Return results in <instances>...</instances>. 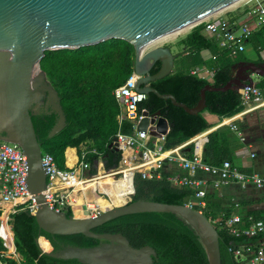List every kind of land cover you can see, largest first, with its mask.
Returning a JSON list of instances; mask_svg holds the SVG:
<instances>
[{"label":"trees","instance_id":"1","mask_svg":"<svg viewBox=\"0 0 264 264\" xmlns=\"http://www.w3.org/2000/svg\"><path fill=\"white\" fill-rule=\"evenodd\" d=\"M234 18L236 16L231 19ZM202 28V25H196L179 39L176 44L181 47L175 53L172 71L150 82V85L160 93H171L177 101L184 102L189 107L197 103L200 90L204 85H224L231 78L232 67L239 61L247 62L246 59L238 56L243 51L230 57L229 52L221 48L214 38L204 36ZM247 44L258 55L254 62L263 63L264 57H260L259 54L264 50V28L252 33ZM202 50H208L211 55H214L210 58L209 65L213 69L211 79L190 73L192 67L208 63L201 54ZM39 64L58 92L66 116V125L52 137H47V133L55 123L56 115L41 112L31 116L42 151L52 154L59 168H64V151L68 146L76 147L78 154L85 150V160L91 163L90 175L96 171L94 160L98 156L92 150L100 153L106 169L116 166L120 159V151L110 144L112 136L118 129L116 115L119 107L112 92L115 87L124 82L133 69V45L124 39L111 38L75 49H48L44 51ZM159 67L160 61H155L149 73H155ZM256 84L264 86V76H261ZM140 107H146L150 113L159 110L167 118L169 128L164 139L166 148L179 145L208 129L209 124L202 115L204 110L221 116H231L244 108L239 94L234 89L205 91L204 109L193 114L174 105L170 99L160 98L154 93H148L147 98L140 103ZM131 126L129 121H125L121 131L129 133ZM207 138L202 151V158L206 163L220 164L223 160L233 162L232 133L228 130H213L208 133ZM192 150L193 143H189L182 149L189 157L192 156ZM66 156V163L72 165L75 160L73 148L66 149ZM156 174L149 178H142L139 174H135L134 193L130 200L148 199L184 204L192 197V186L173 185L166 174L161 173L157 176ZM101 177L98 176L94 181L86 182L84 194L87 198L93 199L104 208L123 204L126 200L125 194L132 189L128 175L126 174L118 181H113L109 174L104 178ZM95 185H101L109 193L110 201L93 195L92 189ZM75 198L82 200L81 195H76ZM205 200L206 206L202 212L210 221L215 220L213 225L219 235L221 264H249L248 259L255 245L264 236L260 233L238 236L231 234L224 226L230 213L221 214L216 211L217 205H212L209 194H206ZM194 208L200 209L197 204ZM63 213L66 216H72L70 209H66ZM255 220L264 222V210L245 215L235 226L242 229ZM10 225L22 264H83L76 259L53 258L42 250L57 249L61 244L67 243L91 246L99 241L82 233L60 235L39 229L34 215L25 205L18 206L10 215ZM92 230L99 233L120 232L134 247L146 244L152 246L156 251L152 264H208L198 235L183 219L172 212H140L121 215L105 221ZM0 249H2L1 240ZM238 254L240 257H237ZM12 263L15 264L14 261Z\"/></svg>","mask_w":264,"mask_h":264},{"label":"water","instance_id":"2","mask_svg":"<svg viewBox=\"0 0 264 264\" xmlns=\"http://www.w3.org/2000/svg\"><path fill=\"white\" fill-rule=\"evenodd\" d=\"M235 1L0 0V140L16 142L26 156L27 187L35 200L32 214L39 229L60 235L82 233L99 239L91 246L67 243L57 249H43L42 252L57 259H76L83 264H152L156 257L152 246L134 247L120 232L99 233L92 229L121 215L172 212L198 235L208 264H221L219 235L215 226L202 211L186 204L136 199L94 215L84 210L82 216H66L50 208L43 194L46 185L43 151L31 116L41 112L56 115L47 137H52L66 125L58 92L40 68L45 50L75 49L111 38L124 39L133 45V67L141 74L137 82L138 90L168 98L190 114L204 109L205 91H237L244 85L253 84L252 75L264 76V62L239 61L232 67L231 78L224 85H204L197 103L191 107L177 101L171 93H160L150 85V82L172 71L176 54L166 45L143 52L149 44ZM155 61H160V67L150 74L149 69ZM39 105L44 109H37ZM148 126L150 134L160 137L168 131V120L157 110L143 117L137 129L146 130ZM0 264H3L1 260Z\"/></svg>","mask_w":264,"mask_h":264},{"label":"built area","instance_id":"3","mask_svg":"<svg viewBox=\"0 0 264 264\" xmlns=\"http://www.w3.org/2000/svg\"><path fill=\"white\" fill-rule=\"evenodd\" d=\"M219 12L196 22L187 30H191L196 25H202V33L214 38L221 48L229 52L230 57L244 51L252 33L264 28V6L246 9L234 19L228 16L226 18L223 13ZM168 40L170 39H163L152 44L157 43L156 45H158ZM210 72L208 67L200 65L194 66L190 70L191 74L201 78H207ZM140 77L141 74L133 67L124 82L115 87L112 92L119 107L116 115L118 129L112 136L110 144V146L120 151V159L116 166L106 169L100 153L92 150L98 156L94 160L96 171L90 175L91 163L85 160V150L78 154L75 147L74 162L72 165L65 163L64 168H59L52 154L42 152V164L46 174V185L43 194L45 202L50 208L59 212L70 209L72 215H74L75 197L81 195L80 208L82 214L84 210L90 215L104 210V207L99 203L87 198L83 186L86 182L98 176L105 177L107 174L111 175L114 181L122 179L126 174L128 175L132 186V190L125 194L126 199L128 198L125 202H128L134 193L133 180L135 174H139L142 178H149L156 173L157 176L158 169L164 163H175L183 170L181 175H174L169 179L173 185L192 186V197L184 204L193 208L197 204L200 207V209H197L199 211H202L206 206L205 196L209 187L219 188L230 182H236L241 187H264V172L243 171L229 160H223L220 164L206 163L202 158L203 143L207 141L204 133H199L174 147L166 148L164 146L166 134H162L160 137L153 136L150 134V124L146 130H138L137 124L139 121L143 117L151 115L146 107H140V103L147 98V93L137 88ZM236 92L239 94L242 105L249 102L259 103L264 95V86L253 83L238 88ZM239 114L234 115L232 118ZM232 118L226 121L229 122ZM125 121H129L132 125L129 133L121 131V126ZM230 127L237 132L240 139L244 140L241 130L235 123H231ZM189 143H193L191 157L182 151ZM92 193L110 201L109 193L101 185L92 189ZM20 205H25L31 212L35 209V200L27 187L26 156L16 142L3 141L0 144V240L2 243L0 260L3 264H13L12 261L15 264H22V258L14 244L13 231L10 225V215ZM211 222L213 223L215 220ZM240 222L241 217L235 214L225 220L224 226L235 236L257 233L264 236V222L262 220L251 221L247 227L238 229L235 225ZM248 263H264V238L255 245Z\"/></svg>","mask_w":264,"mask_h":264},{"label":"crops","instance_id":"4","mask_svg":"<svg viewBox=\"0 0 264 264\" xmlns=\"http://www.w3.org/2000/svg\"><path fill=\"white\" fill-rule=\"evenodd\" d=\"M234 16L239 15L228 14V17ZM204 36L212 38L208 35ZM262 53L264 54V51L260 52V57H264ZM201 54L208 63L200 66L208 67L211 72L207 79H211L213 69H211L209 65L211 64L210 58H213L214 55H211L208 50H202ZM256 59H247V62H254ZM260 77L261 76L252 75L255 84L260 80ZM243 106L244 108L236 113L240 114L234 118L232 117L236 114L221 116L204 110L202 115L208 122L209 128L201 133H204L207 137L208 133L213 130H228L233 134L234 138L233 141H231L233 163L243 171L261 173L264 172V95L261 102H249ZM230 118L232 119L227 122L226 120ZM231 123H235L238 126L244 136V140L240 139L237 132L231 129ZM67 148H73V150H75V147L68 146ZM66 149L64 151L65 155ZM66 162L67 159L65 160V163ZM159 170L160 172H158V175L164 173L168 178L183 173V170L175 163H164L158 171ZM207 194L211 196L212 205H217L216 211L221 214L230 213V216L237 214L242 218L251 212L264 210V187H241L236 182H230L219 188L209 187L207 189ZM77 201L82 202L81 199H77Z\"/></svg>","mask_w":264,"mask_h":264},{"label":"rangeland","instance_id":"5","mask_svg":"<svg viewBox=\"0 0 264 264\" xmlns=\"http://www.w3.org/2000/svg\"><path fill=\"white\" fill-rule=\"evenodd\" d=\"M255 6H264V0H240L232 6H229L225 9H222L219 13H223V16H225L227 18L228 14L239 15L240 13L243 12L244 9L253 8ZM189 31L190 30H187L186 32L184 31L181 34H179L176 38L174 37V38L168 40L167 42H161V44H158V45L151 44L145 50L151 49V48L159 46V45H166V46L170 47L171 52L174 54L177 51H179L180 47H181V46L180 47L177 46L176 43L179 41V39L183 38ZM145 50H144V52H145ZM238 56H240L246 60L257 58L256 52L251 48V46L249 44H247V46L245 47V50ZM262 56H264V54ZM254 78H256V77H254ZM2 143H3V141L0 140V144H2ZM64 159L65 160L67 159V156L65 155V153H64ZM126 200H128V198ZM80 203L81 202H78V204H80ZM82 215L83 214H81V216Z\"/></svg>","mask_w":264,"mask_h":264},{"label":"bare ground","instance_id":"6","mask_svg":"<svg viewBox=\"0 0 264 264\" xmlns=\"http://www.w3.org/2000/svg\"><path fill=\"white\" fill-rule=\"evenodd\" d=\"M238 1H240V0H236L235 2H233V3H231V4H229L228 6H226L225 8H227V7H229V6H232V5H234V4H236ZM225 8H223V9H225ZM222 10V9H221ZM220 10V11H221ZM196 22H191V23H189V24H187V25H185V26H183V27H181V28H179V29H177V30H175V31H173V32H171L170 34H168V35H166V36H164V37H162V38H160V39H158V40H156V41H162L163 39H171L172 37H174V36H176V35H179L180 33H182V32H186V30L187 29H189V28H191L194 24H195ZM156 41H154V42H156ZM154 42H152V43H154ZM151 43V44H152ZM151 44H149V45H151ZM154 45H156V44H154ZM146 51V50H145ZM106 177V176H105ZM97 178V177H96ZM101 178H104L103 176L101 177ZM95 180V178L94 179H92V180H90V181H94ZM113 180V179H112ZM114 181V180H113ZM107 185V184H106ZM97 186L95 185V188H96ZM132 187V186H131ZM132 190V189H131ZM82 203V202H81ZM81 203L80 204H78V201H77V199H76V202H75V212H74V214H75V216H81V214H82V211H81V208H80V205H81ZM102 206V205H101ZM115 206V205H114ZM102 207H104V206H102ZM109 207H113V206H109ZM106 208H108V207H106Z\"/></svg>","mask_w":264,"mask_h":264},{"label":"flooded vegetation","instance_id":"7","mask_svg":"<svg viewBox=\"0 0 264 264\" xmlns=\"http://www.w3.org/2000/svg\"><path fill=\"white\" fill-rule=\"evenodd\" d=\"M37 109H39V110H43L44 107H43L42 105H39Z\"/></svg>","mask_w":264,"mask_h":264}]
</instances>
